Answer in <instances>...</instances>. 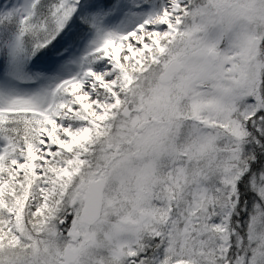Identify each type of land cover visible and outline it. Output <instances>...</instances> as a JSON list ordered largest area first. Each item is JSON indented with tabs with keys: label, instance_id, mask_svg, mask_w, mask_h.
Wrapping results in <instances>:
<instances>
[{
	"label": "rangeland",
	"instance_id": "1",
	"mask_svg": "<svg viewBox=\"0 0 264 264\" xmlns=\"http://www.w3.org/2000/svg\"><path fill=\"white\" fill-rule=\"evenodd\" d=\"M39 1L0 0V22L31 20ZM170 1L63 0L55 12L75 11V27L57 53L32 63L16 40L4 48L0 40V123L28 120L36 130L21 149L0 136V264H62L68 227L81 233L74 264H155L162 255L165 264H264V154L256 155L264 124L254 118L264 119V101L252 87L264 64V15L248 12L264 0H230L241 6L234 9ZM159 19L152 39L119 50L122 38ZM173 61L180 69L163 81ZM93 119L101 128L81 123ZM250 166L258 200L234 222ZM29 177L42 182L18 203ZM91 181L102 207L89 224ZM151 196L156 208L136 213ZM46 210L36 222L32 214Z\"/></svg>",
	"mask_w": 264,
	"mask_h": 264
},
{
	"label": "trees",
	"instance_id": "2",
	"mask_svg": "<svg viewBox=\"0 0 264 264\" xmlns=\"http://www.w3.org/2000/svg\"><path fill=\"white\" fill-rule=\"evenodd\" d=\"M63 0H40L37 3L36 10L34 16L31 18V20L22 22L18 19H12L9 21L0 22V40H1V46L4 48L5 43L9 40H12L16 46L19 48V52L22 50L23 55L22 57L26 60V62L31 61L34 62V59H42L44 56H47L51 53L58 52L62 48L61 41L64 38L66 32L69 29H73L75 27L74 25V19L77 18V14L75 11L65 10L61 9L60 11L57 10L55 12L56 5L58 6L59 3H61ZM113 0H105V3H111ZM223 4L222 7L226 5H233L236 7L238 2H241L242 0L238 2H231L230 0H222ZM251 1V0H246ZM243 5V2H241ZM240 6V5H239ZM241 7V6H240ZM255 7V8H254ZM232 10V9H230ZM66 12V13H65ZM238 12V11H235ZM248 12L255 13V16H259L260 13L264 15V5L262 4H254V6L250 5ZM64 14H67L69 17L68 19H62V16ZM261 18L264 19V16ZM261 18L257 19V22L259 25H263L264 21H260ZM226 19V18H225ZM224 18H221L223 21V34H226L227 30V23ZM262 23V24H261ZM218 46H222V44H219ZM5 53L7 54L6 50ZM7 57L0 59V65L1 68L4 67L3 59L5 60ZM3 70V69H2ZM255 72H254V86L253 90L254 92L264 101V64L257 66L255 65ZM133 73V72H132ZM133 78L135 75H133ZM259 115V114H258ZM263 116V114H260ZM255 116L256 123L262 126L264 124V119L261 116ZM20 120V119H19ZM32 121L28 120H20V121H14L9 120L5 122L4 124L0 123L1 131L0 136H3L4 139L12 143L15 148L21 149L24 146H27L31 140H33V135L35 136L36 130L35 128L31 127ZM81 123H86L90 126L100 127L99 123L93 119V120H87ZM249 126H247L248 129ZM264 127V126H262ZM13 146V148H14ZM262 148H264V141L262 142ZM263 149H259L257 151L256 155L258 160L261 159V154H264ZM262 151V152H261ZM73 155V154H72ZM260 156V157H259ZM7 158L6 160H8ZM255 164V163H254ZM256 169L250 166L248 170L242 175V177L239 179V183L237 184L238 188V194L236 196V206L234 209V213H232V221L236 222L238 221V215L237 212H244L246 210L248 213L252 212L254 204L258 200V195L253 189L251 188V178L255 174ZM251 177V178H250ZM21 181L23 183L21 189L17 192V197H14V200L18 203H22V201L25 199V196L28 192H32L34 187H37L41 184L42 179H37V182H34L33 179L29 178H21ZM52 208L54 207V204L51 205ZM2 210V207H0ZM35 209V208H34ZM48 211H43L42 213L32 214L34 216L33 218L37 221H40L43 219V217H49L50 214L46 215ZM242 212V213H243ZM241 219V218H240ZM239 219V220H240ZM29 217L27 216L23 222H28ZM244 225V220L239 221ZM237 224V223H236ZM236 229H240L239 226H237ZM241 233L244 235L243 231L244 229L241 228ZM4 234V233H3ZM1 234V235H3ZM5 235V234H4ZM244 246V245H243ZM179 260V257H177ZM165 260H167V255H162L157 261L156 264H165Z\"/></svg>",
	"mask_w": 264,
	"mask_h": 264
},
{
	"label": "water",
	"instance_id": "3",
	"mask_svg": "<svg viewBox=\"0 0 264 264\" xmlns=\"http://www.w3.org/2000/svg\"><path fill=\"white\" fill-rule=\"evenodd\" d=\"M217 52L212 51L211 56L213 59H217ZM180 69L179 62L173 61L171 65H169L166 69L165 76L163 77V81H170L171 74L174 72H178ZM130 113V110L128 106L125 107L123 114L128 116ZM89 198L86 201V206L83 212V217L85 221L91 223L94 222L99 215L100 208H101V193L99 190V187L96 183L91 182L90 183V190L88 192ZM68 236H72L75 240L80 236V233L78 231H69ZM79 248H71L67 247L64 252V261L63 264H70L74 263L79 256Z\"/></svg>",
	"mask_w": 264,
	"mask_h": 264
},
{
	"label": "bare ground",
	"instance_id": "4",
	"mask_svg": "<svg viewBox=\"0 0 264 264\" xmlns=\"http://www.w3.org/2000/svg\"><path fill=\"white\" fill-rule=\"evenodd\" d=\"M175 0H171L169 2V6H173L174 5ZM164 19H159L157 21L151 22V23H144L141 27L137 28L132 34H129L127 36H125L124 38H122L125 41V45H122L121 48H119L120 51H130V49L132 48V46L134 47H138V46H142L143 41H149L150 39H152V36L155 33V30H153V27H159L162 24H164ZM111 65H107L106 67H110ZM110 74H106L105 76H103L102 78H107L109 77ZM90 79L92 80V82L94 84H98L101 81V78L95 77L90 75L89 76ZM86 89L89 90L90 89V85L86 86ZM80 97H84V95H80ZM83 133H81L82 135Z\"/></svg>",
	"mask_w": 264,
	"mask_h": 264
},
{
	"label": "flooded vegetation",
	"instance_id": "5",
	"mask_svg": "<svg viewBox=\"0 0 264 264\" xmlns=\"http://www.w3.org/2000/svg\"><path fill=\"white\" fill-rule=\"evenodd\" d=\"M198 122H199V121H198ZM162 139H166V138H162ZM166 141H168V139H166ZM184 155L186 156V153H184ZM179 162H180V161H179ZM180 163H181V165H182V162H180ZM156 190H157V189H155V191H156ZM155 193H157V191L154 192V194H155ZM145 194H146V191H145ZM155 195H156V194H155ZM153 199H154V200H153ZM139 200L141 201V198H139ZM145 200H146L147 203H151V205H150V206H148V205H145V206H144V205L142 204V202H141V206H137L138 208L136 207V209H135V212H136V213H139L140 215H142L143 213H145V208H150V209H152V208H154V207L156 208L155 205H156L157 201H156V197H155V196H154V197L151 196L150 198H146ZM155 208H154V209H155ZM129 224H132V222L129 221ZM155 264H156V263H155Z\"/></svg>",
	"mask_w": 264,
	"mask_h": 264
}]
</instances>
